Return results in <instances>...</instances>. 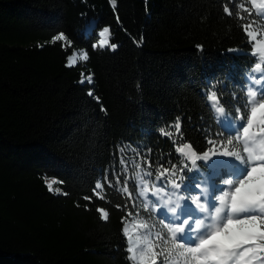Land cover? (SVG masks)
Listing matches in <instances>:
<instances>
[{"label":"trees","instance_id":"trees-1","mask_svg":"<svg viewBox=\"0 0 264 264\" xmlns=\"http://www.w3.org/2000/svg\"><path fill=\"white\" fill-rule=\"evenodd\" d=\"M246 27H264L250 0H0V264H137L131 222L149 224L166 264L138 194L182 166L178 147L202 155L232 131L255 63L264 70ZM77 53L89 59L69 67ZM197 163L194 194L207 182L219 195L217 173L236 179Z\"/></svg>","mask_w":264,"mask_h":264},{"label":"snow or ice","instance_id":"snow-or-ice-1","mask_svg":"<svg viewBox=\"0 0 264 264\" xmlns=\"http://www.w3.org/2000/svg\"><path fill=\"white\" fill-rule=\"evenodd\" d=\"M115 0H113V3ZM252 6L264 9V0H252ZM224 11L227 13L228 9ZM109 29L104 28L100 33L104 36ZM250 43L255 44V51L264 61V42L257 40L256 33L245 28ZM53 42L64 41L65 34L54 35ZM106 45V39L101 40ZM112 49L117 45L112 44ZM83 60H88L87 54ZM76 64L75 57L68 58V66ZM253 73L246 85L245 102L242 107L235 108L231 117L232 131L221 129L212 133L214 138L206 140L207 150L198 155L191 144L178 147L176 152L184 157L182 166L172 164L171 168L164 167L159 175L154 177L155 183L150 189L142 184L138 194L144 198L143 211L159 217L152 227L159 226L154 239L170 246L182 257V264H264V70L262 64L254 65ZM91 76L80 83H91ZM88 95H92L91 92ZM235 98V96H234ZM208 100L217 101L213 92ZM219 111L223 113L224 108ZM177 130L180 124L176 125ZM187 149V151H185ZM213 157L233 158L238 162L237 171L242 172V178L220 179L217 173L215 179L220 184V194L217 195L209 183L202 187L194 184L196 194L188 190V173L198 168V161H210ZM151 175V174H149ZM55 180L46 182L49 192L53 191ZM227 185V188L224 187ZM100 183L95 189H101ZM59 192V189L56 190ZM90 199V197H84ZM217 201L219 202L217 204ZM189 207L187 216H183V208ZM179 210V211H178ZM103 213V209H99ZM196 212L193 215L192 212ZM107 219V215L104 216ZM167 221V222H166ZM149 229L147 222L140 225ZM127 234V228L124 229ZM133 251L131 247L127 249ZM171 254V252H169ZM134 259V257H133ZM167 255L164 260L167 261ZM153 264L157 261V252L151 256Z\"/></svg>","mask_w":264,"mask_h":264},{"label":"rangeland","instance_id":"rangeland-1","mask_svg":"<svg viewBox=\"0 0 264 264\" xmlns=\"http://www.w3.org/2000/svg\"><path fill=\"white\" fill-rule=\"evenodd\" d=\"M250 1L252 4V0H250ZM258 2H259V0H258ZM254 9L256 12L259 13L261 18L264 20V9H257V8H254ZM248 31H252V32L256 33L257 40L259 42H264V27L260 28V29L250 28V29H248ZM249 40H250V38H249ZM255 47H256V45L252 44V52L255 51ZM256 54L259 56L258 53H256ZM83 55H84V53H77L73 57H75L76 60H79V59H82ZM259 75H260L259 73L255 74V76L257 78H259ZM85 79H86V76L83 75L81 77V80H85ZM220 122L223 125L227 126L226 121L224 120L222 115H220ZM185 151H187V149H185ZM209 162H211V164H213V165L225 166L228 169L229 174L233 175L234 178H236V179L242 178L243 173L237 171L238 162H235L233 160V158L213 157ZM209 184L211 185L212 188L214 187L212 183H209ZM224 187L227 188V185H225ZM149 188L151 189L152 187H149ZM141 191H142V187H141L140 192ZM219 193H220V191H219ZM141 198L144 201V198L143 197H141ZM218 203L219 202L217 201V204ZM190 211H192V210L189 207H184L183 208V216H187V214ZM192 214L196 215V212L193 211ZM141 224H142L141 222H131V223L127 224V226H126L129 247H131L133 249V251L130 254H131V257H134V260L137 262V264H153V262L151 260V256H152L154 250H153V245H152V238L150 235V229H143L142 227H140ZM170 252H171V254H168V256H167L168 259H167L166 264H182L183 258L178 255L177 251L176 250H170ZM157 261H158V259H157Z\"/></svg>","mask_w":264,"mask_h":264}]
</instances>
